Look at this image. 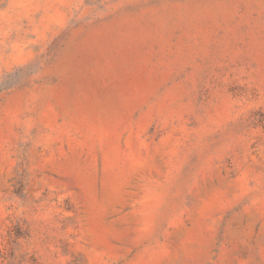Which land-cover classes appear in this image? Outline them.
Instances as JSON below:
<instances>
[{"label":"rangeland","instance_id":"rangeland-1","mask_svg":"<svg viewBox=\"0 0 264 264\" xmlns=\"http://www.w3.org/2000/svg\"><path fill=\"white\" fill-rule=\"evenodd\" d=\"M0 264H264V0H0Z\"/></svg>","mask_w":264,"mask_h":264}]
</instances>
